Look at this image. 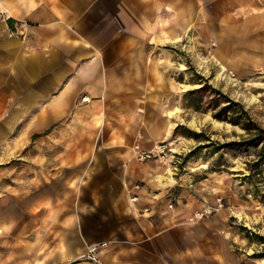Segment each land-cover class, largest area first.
I'll list each match as a JSON object with an SVG mask.
<instances>
[{
	"label": "crops",
	"instance_id": "0c3cea01",
	"mask_svg": "<svg viewBox=\"0 0 264 264\" xmlns=\"http://www.w3.org/2000/svg\"><path fill=\"white\" fill-rule=\"evenodd\" d=\"M259 36V0H0V264H254L134 151L183 126L177 49L232 68Z\"/></svg>",
	"mask_w": 264,
	"mask_h": 264
},
{
	"label": "rangeland",
	"instance_id": "374dc122",
	"mask_svg": "<svg viewBox=\"0 0 264 264\" xmlns=\"http://www.w3.org/2000/svg\"><path fill=\"white\" fill-rule=\"evenodd\" d=\"M259 1L264 7V0ZM198 41L177 49L172 62L183 126L166 142L167 156L160 160L174 167L169 175L177 177V191H188L195 204L222 198L224 208L218 212L228 214L237 236L236 251L254 264H264V144L248 141L254 131L215 117L229 106L228 115L235 118L241 104L264 129V38L249 40L251 47L241 49L244 62L232 68L216 59L215 44Z\"/></svg>",
	"mask_w": 264,
	"mask_h": 264
},
{
	"label": "built area",
	"instance_id": "2783aa9c",
	"mask_svg": "<svg viewBox=\"0 0 264 264\" xmlns=\"http://www.w3.org/2000/svg\"><path fill=\"white\" fill-rule=\"evenodd\" d=\"M87 100H88V98L86 96L82 97V99H81V101H83V102H85ZM168 147H169V145L167 143H161L156 147L155 150L144 151V150H140L137 146L135 151H134V155H135V158L139 162H145V161L155 159V158L165 159L167 156ZM138 199H139V197L137 195H133L131 197V201L133 203L137 202ZM172 206H173L172 204H169V208H172ZM223 208H224L223 199L217 198L213 203H208L203 208H201L200 210L195 211L193 213L192 219L193 220L204 219V218L209 217V216L215 214L216 212L222 210ZM96 250H97L96 246H91L85 257L91 261L97 262L98 260L95 256Z\"/></svg>",
	"mask_w": 264,
	"mask_h": 264
},
{
	"label": "trees",
	"instance_id": "16d2710c",
	"mask_svg": "<svg viewBox=\"0 0 264 264\" xmlns=\"http://www.w3.org/2000/svg\"><path fill=\"white\" fill-rule=\"evenodd\" d=\"M216 97H215V99H216ZM223 97H226V96H223ZM213 101H215V100H213ZM238 107H239V111L237 112L238 115L235 118H233V117L228 115V110L230 109L229 106H226L225 108L220 110L217 114H215V117H217L218 119H221V120L229 121V122H231L234 125H242V127L244 129L248 130V131H254V134H253L252 138L249 139L248 141L249 142H261L262 144H264V129L261 128L260 126H258L256 123H254L250 119V117L248 116V114H247L246 110L244 109L243 105L239 104ZM243 118H247V121L246 122H241V119H243ZM188 133H192V132L189 131Z\"/></svg>",
	"mask_w": 264,
	"mask_h": 264
}]
</instances>
